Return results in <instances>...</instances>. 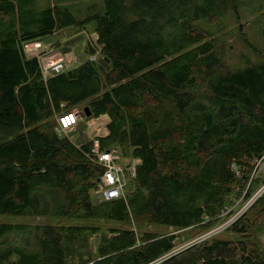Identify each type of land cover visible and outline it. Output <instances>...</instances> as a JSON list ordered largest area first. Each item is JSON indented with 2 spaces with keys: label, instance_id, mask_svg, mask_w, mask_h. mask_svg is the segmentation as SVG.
<instances>
[{
  "label": "trees",
  "instance_id": "1",
  "mask_svg": "<svg viewBox=\"0 0 264 264\" xmlns=\"http://www.w3.org/2000/svg\"><path fill=\"white\" fill-rule=\"evenodd\" d=\"M238 7L104 0L78 18L67 0H0V214L43 218L0 221V264H148L174 249L176 235L130 224L206 229L221 219L264 156V52L232 67L207 28ZM90 21L110 68L86 59L44 80L23 42ZM81 103L90 116H109L101 149L140 159L125 197L95 200L103 167L90 158L92 140L56 131V116ZM258 182L250 179L245 197ZM70 219L129 226L105 233ZM240 219L231 229L248 235ZM248 241L213 237L156 264H264Z\"/></svg>",
  "mask_w": 264,
  "mask_h": 264
},
{
  "label": "rangeland",
  "instance_id": "2",
  "mask_svg": "<svg viewBox=\"0 0 264 264\" xmlns=\"http://www.w3.org/2000/svg\"><path fill=\"white\" fill-rule=\"evenodd\" d=\"M238 2L239 7L236 13L229 11L227 14L222 16L218 22H213L207 25V28L211 31L212 36L218 40V45L223 46L224 59L226 63L232 67L243 65L246 58H250V60H257L261 57V53L264 52V0H238ZM67 4H70V7L76 13V16L80 18L84 17L90 8L102 9L104 7V0H67ZM94 29L95 23L90 21L86 28H64L58 30L56 33L45 35L41 39L34 40L40 42L41 45H48L51 50H57L61 53L69 55L71 59L67 61V64L68 68H71L86 59L89 60L91 53L88 52V47L91 46V43L93 44L96 36L94 34ZM241 33L245 34L247 43L242 40ZM100 57V53H98V59ZM84 106L85 103H81L72 107L71 110L79 109L82 112L84 110ZM88 117H84V114H82V117L75 128L71 131H67L64 135H67L73 142L76 143L87 141L89 136H92V134L86 135V121ZM121 161L123 165L126 166L125 160L122 159ZM253 163L254 168L250 179L253 177L259 182L257 185H255V183L253 184L254 191L252 190L253 192L250 196L253 194L257 197L260 194L258 196L260 199L256 204L253 203L239 216V218H241L239 225L244 224L247 227L248 235H241L239 231L231 229V225L233 223L225 224V222L233 219L230 218L232 215L235 214L237 216L246 203V199L248 197H245V190L249 187L250 179L247 182L243 195L239 199L235 200V203L223 212L221 219L210 228L203 229L190 227L178 229L157 223H142L140 225L130 224V226L137 229L139 232L153 231L162 234H175L176 238L174 249L186 246L190 242L203 237L204 234L208 233L215 227L220 226L217 231L208 234L200 242L206 240L210 241L213 237L219 239H242L244 241L247 240V242L251 239L258 245L260 251L264 253V156L263 159L257 160ZM130 179L131 178H129L125 187L126 190ZM95 196L96 194L94 193V198ZM0 221L13 223H40L43 222V218L24 215L0 214ZM65 222L100 225L102 232L105 231V233L107 228L110 226H129V224L106 220L70 219ZM100 237V233L90 236V242L93 247L97 244Z\"/></svg>",
  "mask_w": 264,
  "mask_h": 264
},
{
  "label": "built area",
  "instance_id": "3",
  "mask_svg": "<svg viewBox=\"0 0 264 264\" xmlns=\"http://www.w3.org/2000/svg\"><path fill=\"white\" fill-rule=\"evenodd\" d=\"M96 40L97 35L95 36L93 42L96 51L94 53H91V55L89 56V60L91 61L98 60L100 46L97 44ZM23 50L26 57L37 58L41 75L44 80H47L54 74L61 73L69 69L67 64V61L71 59L69 55L61 53L57 50H51L48 45H41L40 42H37L36 40H27L23 42ZM82 112L79 109H74L70 111H64L57 115L56 131L59 134L64 135V133H67V131L73 130L81 119L82 114H84V111ZM84 117H86L85 114ZM108 122L109 116H107L106 114H101L99 116H90L86 121V135L92 134V136H89V139L87 141L92 140L93 142L90 158L93 163H96L103 167V173L100 176V182L98 181V184L94 190V193L96 194L95 198L97 201H107L115 198L125 197V187L128 183L129 178H133L135 176L136 164L139 162L138 158H123L119 148L116 146L105 149H101L99 147L98 138L106 136L108 134ZM77 145L79 146L80 144ZM262 158L263 157H261L259 160H261ZM122 159L125 160L126 166L123 165L121 161ZM234 168L236 169L235 166ZM258 196L256 197L253 194L249 196L246 199V203L240 210L239 214L237 216L235 214L232 215L230 218L233 219L225 222V224H231L235 222L237 218H239V216L257 200ZM219 227H215L208 233L204 234L203 237H200L179 249H173L171 252L164 254L156 261H152L148 264H156L157 261L162 260L164 257L175 254L192 244L200 242L208 234L217 231Z\"/></svg>",
  "mask_w": 264,
  "mask_h": 264
},
{
  "label": "water",
  "instance_id": "4",
  "mask_svg": "<svg viewBox=\"0 0 264 264\" xmlns=\"http://www.w3.org/2000/svg\"><path fill=\"white\" fill-rule=\"evenodd\" d=\"M98 63H100L101 65L105 66L106 69H109L110 68V65L108 63V58L106 57H103L101 56L99 59H98ZM84 112L87 116H90L91 115V112L89 110V108L87 106L84 107ZM108 116V114H106ZM100 178H98L99 180ZM97 180V181H98Z\"/></svg>",
  "mask_w": 264,
  "mask_h": 264
},
{
  "label": "crops",
  "instance_id": "5",
  "mask_svg": "<svg viewBox=\"0 0 264 264\" xmlns=\"http://www.w3.org/2000/svg\"><path fill=\"white\" fill-rule=\"evenodd\" d=\"M56 32H58V31H56ZM56 32H54V33H56ZM52 34H53V33H52ZM94 34L97 35V34L95 33V31H94ZM139 161H140V159H139Z\"/></svg>",
  "mask_w": 264,
  "mask_h": 264
},
{
  "label": "bare ground",
  "instance_id": "6",
  "mask_svg": "<svg viewBox=\"0 0 264 264\" xmlns=\"http://www.w3.org/2000/svg\"><path fill=\"white\" fill-rule=\"evenodd\" d=\"M100 182V179L98 180ZM99 201V200H98Z\"/></svg>",
  "mask_w": 264,
  "mask_h": 264
}]
</instances>
